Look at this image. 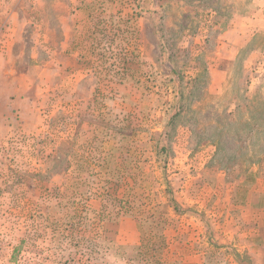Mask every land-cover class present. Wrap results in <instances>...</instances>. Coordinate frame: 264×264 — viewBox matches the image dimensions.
<instances>
[{"label":"rangeland","instance_id":"obj_1","mask_svg":"<svg viewBox=\"0 0 264 264\" xmlns=\"http://www.w3.org/2000/svg\"><path fill=\"white\" fill-rule=\"evenodd\" d=\"M0 264H264V0H0Z\"/></svg>","mask_w":264,"mask_h":264}]
</instances>
